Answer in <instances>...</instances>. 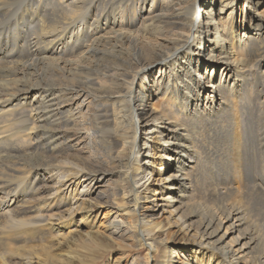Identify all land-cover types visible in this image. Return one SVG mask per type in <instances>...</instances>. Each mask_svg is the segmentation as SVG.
<instances>
[{"label": "bare ground", "instance_id": "bare-ground-1", "mask_svg": "<svg viewBox=\"0 0 264 264\" xmlns=\"http://www.w3.org/2000/svg\"><path fill=\"white\" fill-rule=\"evenodd\" d=\"M263 7L0 0V264H264Z\"/></svg>", "mask_w": 264, "mask_h": 264}, {"label": "rangeland", "instance_id": "rangeland-1", "mask_svg": "<svg viewBox=\"0 0 264 264\" xmlns=\"http://www.w3.org/2000/svg\"><path fill=\"white\" fill-rule=\"evenodd\" d=\"M27 7H29L28 5H27ZM28 9H31L30 7L28 8ZM263 14H264V7H263V10L261 11ZM35 22H37V20H35ZM31 37V35H29L28 36V38H30ZM203 71H205V72H207L208 71V69H207V67L206 66H204L203 67ZM203 71H202V73H203ZM211 76H212V74H211V70H209L208 71V77L209 78H211ZM215 76V75H214ZM140 85V84H139ZM210 91L208 90L205 94H204V96H203V99H205V97H206V95H209L210 93H209ZM156 103V102H155ZM158 103V102H157ZM156 103V104H157ZM160 167H157L156 169H155V171H158V169H159ZM171 171V170H170ZM163 172H165V170L163 171ZM162 172V173H163ZM167 174H170V173H168V172H166ZM144 191H146L145 189H144ZM147 206H151L149 203L148 204H146ZM105 218V213H103L102 214V216H101V220H98V222L97 223H99L98 224V226H97V229L99 230V231H102V232H104V230H105V226H103V227H101V225H102V223H103V219ZM178 243H175V245H177ZM179 250H181V248H179V249H177L176 251H179ZM111 250H109V253H107V259H106V263L105 264H127V262L128 261H132L134 258H137L138 256L140 257L139 259H140V264H144V258H145V254H146V252H142V254L143 255H139V254H137L138 252L136 251V252H133V253H128V250L127 249H119L118 247H115V249H114V253H111L110 252ZM175 251V252H176ZM176 254V253H175ZM174 254V255H175ZM175 258H176V256H174ZM176 260V259H175ZM174 260V261H175Z\"/></svg>", "mask_w": 264, "mask_h": 264}]
</instances>
